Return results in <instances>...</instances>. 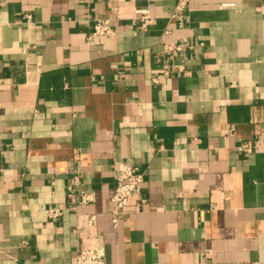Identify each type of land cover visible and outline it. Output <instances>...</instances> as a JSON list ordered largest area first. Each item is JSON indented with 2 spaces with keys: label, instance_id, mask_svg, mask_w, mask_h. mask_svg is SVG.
<instances>
[{
  "label": "crops",
  "instance_id": "crops-1",
  "mask_svg": "<svg viewBox=\"0 0 264 264\" xmlns=\"http://www.w3.org/2000/svg\"><path fill=\"white\" fill-rule=\"evenodd\" d=\"M3 1L0 264H264V149H237L264 125V0ZM122 162L144 181L114 225Z\"/></svg>",
  "mask_w": 264,
  "mask_h": 264
},
{
  "label": "built area",
  "instance_id": "built-area-1",
  "mask_svg": "<svg viewBox=\"0 0 264 264\" xmlns=\"http://www.w3.org/2000/svg\"><path fill=\"white\" fill-rule=\"evenodd\" d=\"M1 4L4 2L0 0ZM190 0H176L175 9L181 13H184L185 9L189 5ZM139 13V21L142 28L146 27L152 18L146 8H138L136 10ZM180 13V14H181ZM29 18V15H26ZM113 32L110 25L109 17H97L92 19V28L90 36L97 35H110ZM192 45H188L184 42L177 40H165L161 43V54L168 57L173 52H182L190 49ZM167 60V59H165ZM178 67V66H177ZM164 73L169 72V65L166 63L163 65ZM156 82V80H154ZM237 149L244 154H249L257 149H264V125L259 129L258 133L253 139L243 141L237 146ZM77 176L74 175V184L77 183ZM115 186L111 194V201L113 204L112 209V222L115 225L119 215L123 208L127 204V200L130 196L140 194L142 183L144 181V174L139 167L128 163L122 162L118 165L117 174L115 175ZM70 195L74 191V188L70 186L68 188ZM79 203L85 204L91 202L94 198L92 192H80ZM145 202L144 198H140L139 204ZM49 217H57L61 214V211L55 207H48L47 210ZM94 217L90 216L87 220L89 226ZM206 256L208 254H205ZM75 264H107L105 259L104 247L101 244L96 246L81 248L76 252Z\"/></svg>",
  "mask_w": 264,
  "mask_h": 264
}]
</instances>
